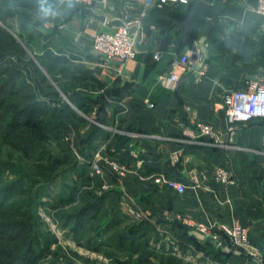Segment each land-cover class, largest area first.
Wrapping results in <instances>:
<instances>
[{
  "label": "crops",
  "instance_id": "crops-1",
  "mask_svg": "<svg viewBox=\"0 0 264 264\" xmlns=\"http://www.w3.org/2000/svg\"><path fill=\"white\" fill-rule=\"evenodd\" d=\"M198 1L147 8L141 0H112L114 8L103 10L85 5L105 14L107 20L123 21L133 2L129 18H141V44L148 42L152 32L158 33L151 48L138 49L125 64L117 57L104 64L93 47L97 33H110L118 26L89 15L76 6L78 2L72 0L68 7L65 0H50L59 14L47 19L38 16L37 0L2 3L18 4L20 13L40 18L33 27L48 39L37 53L50 48L67 56V66L87 77L85 85L74 86L71 92L98 100L88 118L128 139L123 145L122 137H102L91 152L105 168L102 175L94 176L96 182L116 190L120 207L126 211L136 203L152 213L157 226L169 229L174 225L172 215L178 213L180 224L191 231L184 221L205 223L223 237H227L224 226L239 223L259 256L233 253L228 262L264 264V118L238 122L232 134L224 105L230 89L247 88L254 80L264 82V13L258 11L259 0H205L209 6L204 18L195 14L185 42L182 24ZM196 44L206 55L205 74L183 72L177 87L171 88L166 79L171 63ZM103 102V122H98ZM198 121L212 124L219 139L191 138L186 131ZM174 152L180 153L175 165ZM111 162L125 166L127 174L120 175ZM218 167L228 170L234 182L218 181ZM160 175L188 187L181 193L157 182Z\"/></svg>",
  "mask_w": 264,
  "mask_h": 264
},
{
  "label": "trees",
  "instance_id": "trees-1",
  "mask_svg": "<svg viewBox=\"0 0 264 264\" xmlns=\"http://www.w3.org/2000/svg\"><path fill=\"white\" fill-rule=\"evenodd\" d=\"M18 6V4H3L0 0V20L4 21L16 15L23 16L22 29L35 30L40 34L38 30L28 25L32 17L20 13ZM20 45V42L0 25V139L2 143L8 144L12 150L27 158L48 159L47 162L51 165H55L56 162L51 160L50 148L47 144L54 138L59 141L63 150H70L71 147L65 141V135L72 126L81 127L88 123L92 125L87 139L82 140V152L86 156L91 155L102 137L108 138L111 134L115 138H124L123 145L125 144L128 140L126 136L106 131L100 125L89 121L88 117L91 116L92 107L98 103V100H92L89 95L80 91L71 92L74 86L85 85L87 77L80 73L76 74L75 70L67 66L69 64L67 56L62 52L60 54L53 52L50 48L41 54L44 61H52L63 68L67 82L59 85L64 96H61L59 91L50 85L47 87H50L53 92L40 95L38 92L42 90L41 87L38 86V90L37 87L27 83L22 78L23 70L16 63L7 62L11 50L15 52L14 54L20 61L23 59V50ZM41 83H43L42 80ZM105 106L106 103H101L96 121L103 122L102 112ZM125 151L129 155L128 149ZM86 165V163L76 161L62 171V173L65 171L77 173L73 176L71 194L67 196V201L74 202L78 191L83 192V200L80 199L78 210L67 216L68 222L75 219V229L84 231L85 224L94 219L100 220L101 212L103 218L106 219V225L103 228L105 236L102 232L100 233L102 223L99 221L97 232L99 234L95 237L90 236L88 239L95 249L102 250L113 246V249L127 251L130 255L128 264H131L134 253L140 251L142 255L139 256L136 264H182V260L176 259L172 254L162 252L158 263H153L151 257L145 255L149 247L147 236H159L155 225L150 222H140L138 225L129 226L125 228L126 231H110L120 223L123 217L118 193L111 188L102 191L99 195L94 193L89 186L92 182L96 185V180L95 177L88 175ZM41 169L37 166L38 171ZM4 170L5 167L0 165V184L2 183L0 188V264H46L44 258L51 253L54 254L51 247L57 239L45 227L44 221L35 210V205L37 198L43 195L45 187L42 189V186L53 182L60 173L44 174L46 177L40 180L37 176V178L27 176L25 168H22V170H16L18 179L3 184ZM34 170H36L35 167L33 171H30L35 174ZM32 187H38L36 194L32 193ZM61 200L60 196L59 201ZM94 224H90L91 228ZM173 224L170 232L178 237L181 248L186 249L193 245L197 250H202L217 261V264H229L228 256L234 252H224L220 247H214L211 243L199 240L191 234L190 228L180 224L179 221H174ZM224 238L227 239V237ZM223 244L229 245L226 241H223ZM242 254L246 255L244 252ZM70 263L63 262V264Z\"/></svg>",
  "mask_w": 264,
  "mask_h": 264
},
{
  "label": "rangeland",
  "instance_id": "rangeland-1",
  "mask_svg": "<svg viewBox=\"0 0 264 264\" xmlns=\"http://www.w3.org/2000/svg\"><path fill=\"white\" fill-rule=\"evenodd\" d=\"M22 18L23 16H13L8 17L4 21L0 20V25L7 29L14 36V38L18 42H20V47L22 46L23 50V59L21 61L19 60L17 55L14 54L15 52H12L11 50L7 62H9V64L11 62L12 64L16 63L20 67V69L23 70L22 78L26 80L27 83L33 85L34 87H37L38 90V86H40L42 89L38 92L40 95H44L49 92L52 93L53 90L50 87H47L48 85H50L53 89H57L61 96H64L65 94L62 92V89L59 86L60 84L63 85L65 82H67L66 76L62 71L63 68L61 66L55 65L52 61H44L43 57H41V53H37L40 52L39 49L48 39V35L38 34L35 30H23ZM39 21L40 18H30L28 25H30L31 27L37 26L36 24ZM25 41H27V43H25ZM41 80L43 83L40 84ZM88 119L90 122H93L92 120H90V118ZM91 126L92 125L88 123L87 125L81 127L72 126L69 128V130H67L68 132L65 135V141L68 142L71 147L70 150L67 151L62 149V146L59 144L58 140L52 138V141L47 144V147L50 148L49 155L51 156L52 161L55 160V165H51V163H48V159L33 160L20 155L18 152L12 150L8 144L2 143L0 139V165H3L5 167V170L2 173V180H4L3 184L10 183L18 179L16 170H22V168H25V173L27 174V176H30L31 178L38 177L40 180L46 177V175L44 174L48 175V173L51 174L53 172L55 174L60 173L57 175L56 179L53 182L42 186V189L45 187L43 189V195L37 198V202L35 205V210L40 218L44 221L45 227L57 239V242L54 243L51 247L54 254L51 253L44 258V262L46 264H63V262H71L70 264H128L129 261L130 255L127 251L120 249L118 250L115 248L113 249V246L103 248L102 250H97L88 241L90 236L95 237L99 234H97V232L99 229L98 225L100 223H102L100 233L102 232V235L105 236L103 228L106 225V219L103 218L101 212V218L99 220L100 223L98 220L94 219L91 222L85 224L84 231H77L75 229V219H71L68 222L67 216L69 214H73L78 210V207L80 206L78 205V203L80 199L83 200V192H81V190L78 191V193L76 194V199L73 200L74 202L67 201V196L71 194V186L74 181L73 176H76L77 173L73 171H65L64 173H62V171L66 167L69 168V166L71 164L73 165L74 162L80 161L81 163L87 164L86 168H88V175L93 178L96 175L92 170V165L93 163L98 162V158L94 156L92 157L91 155L86 156L82 152V140L87 139L92 128ZM37 166H40V168L42 169L38 171ZM34 167L36 169L34 170V172H36L35 174L32 172ZM1 184L0 188L2 186ZM96 185L95 182H92V185L89 186V188H92L94 193H96L97 195L101 194L102 191L110 188L109 186H107V188H104L106 184L101 186L97 182ZM38 187L31 188L33 194L37 193ZM60 196L62 198L61 201H59ZM120 209H122L121 212L123 217L120 223L115 226V228H111L110 231H126L125 228L133 225H138L140 222H150L155 225L159 236L153 237L152 235H148L147 239L149 241V247L146 251L144 250L147 253L145 255L150 256L153 263H158L160 261L159 255L167 253L172 254L178 260H182V264H217V261L206 255L202 250H197L193 245L188 246L186 249L182 248L181 253H172L167 248L171 244L168 240V233L170 232L169 228H166L163 224L157 226L156 223L149 220H133L127 215V211H125V208L121 207ZM91 223H95L92 228L90 225ZM244 254L246 253L244 252ZM140 255H142L141 251L139 253H134V255L132 256L133 260H131L130 263L136 264L137 260H139ZM246 256L251 258L255 255L251 256L246 254Z\"/></svg>",
  "mask_w": 264,
  "mask_h": 264
},
{
  "label": "built area",
  "instance_id": "built-area-1",
  "mask_svg": "<svg viewBox=\"0 0 264 264\" xmlns=\"http://www.w3.org/2000/svg\"><path fill=\"white\" fill-rule=\"evenodd\" d=\"M78 3H82L95 9L114 8L112 0H73ZM144 5L149 8L152 6L164 7L179 3H188L190 0H141ZM135 7L133 2H130L127 6L128 10ZM128 10L124 14V25L117 27L113 32H99L94 38V50L100 53L103 58L102 62L107 64L114 57L119 58L123 64L133 59L137 52V41L140 37V41L143 34V25L141 18H129ZM258 11L264 13V0H259ZM63 27V25H61ZM136 27V30H132ZM153 27V26H152ZM155 57L158 58V52L155 53ZM205 59L201 51L200 45L196 44L193 47L187 49L178 59L174 60L171 65L167 76L169 86L175 89L178 85L180 76L183 72L197 71L198 76H202L206 72ZM152 105V104H151ZM224 105L226 107L227 119L229 122V131L232 134L236 132V124L238 122H248L255 117L264 118V82L260 80H254L249 83V86L244 89H230L224 98ZM191 138H199L202 136L214 137L217 140L219 136L212 124L198 121L195 128L186 131ZM264 142V135H263ZM180 161V153L174 152L171 154L172 164H177ZM110 165L119 172L120 175L126 174V168L120 166L115 162H111ZM104 167L98 162L93 163L92 170L96 175H102L104 173ZM215 175L218 181L223 183L234 182L232 174L225 168L218 167L215 169ZM157 182L165 183L171 188L184 192L187 189V185L178 180H174L160 175L155 179ZM197 182V179L195 180ZM104 188H107L105 185ZM127 215L133 220H149L155 223V219L152 213L139 207L136 203L129 204ZM173 221L182 220L180 214L176 213L172 215ZM186 225L193 230H197L203 233L205 236H212L217 239L221 245L223 241L229 243L233 249H240L247 255H255L258 257V253L254 247L250 244L247 230L243 228L239 223L233 224L231 227L224 226L223 230L227 234L225 239L221 234H218L212 230L211 227L205 223L197 222L193 220L184 221ZM168 240L170 245L167 247L172 253H181V245L179 244L178 237L172 233H168ZM178 242V243H177Z\"/></svg>",
  "mask_w": 264,
  "mask_h": 264
},
{
  "label": "water",
  "instance_id": "water-1",
  "mask_svg": "<svg viewBox=\"0 0 264 264\" xmlns=\"http://www.w3.org/2000/svg\"><path fill=\"white\" fill-rule=\"evenodd\" d=\"M76 6L82 10H85L89 13V15L94 16L98 19H100L103 22H107L109 25H114V26H123L124 22L120 19H113V20H107V17L105 14H99L97 12H95L92 9H89L87 6H85L82 3H77ZM209 6V3L205 0H199L195 6L194 9L192 11V13L190 14V16H188L187 20L182 24V27L185 29L184 32V37H185V42H188V32L191 29V21L193 19V17L195 16V14H199V18H204L203 14L205 12V9ZM132 30H136V27H133ZM158 33L152 32L149 40L146 44H141L140 42V37L138 38L137 41V48L141 49V50H146L149 49L153 46L154 44V40L157 37ZM204 59L206 60V55L204 56ZM191 234L196 236L199 240H204L208 243H211L213 246L215 247H220L224 252H234L236 254H242L241 250H235L233 248H231L228 245H221L220 242L215 239L212 236H205L203 233L197 231V230H192ZM255 261H257L256 259H254Z\"/></svg>",
  "mask_w": 264,
  "mask_h": 264
},
{
  "label": "clouds",
  "instance_id": "clouds-1",
  "mask_svg": "<svg viewBox=\"0 0 264 264\" xmlns=\"http://www.w3.org/2000/svg\"><path fill=\"white\" fill-rule=\"evenodd\" d=\"M65 2L67 3L68 7H71L72 0H65ZM37 3V13L41 19L55 17L59 14L56 7L50 3V0H37Z\"/></svg>",
  "mask_w": 264,
  "mask_h": 264
}]
</instances>
